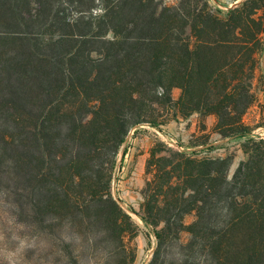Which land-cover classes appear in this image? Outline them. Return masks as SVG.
I'll return each instance as SVG.
<instances>
[{"label": "trees", "instance_id": "trees-1", "mask_svg": "<svg viewBox=\"0 0 264 264\" xmlns=\"http://www.w3.org/2000/svg\"><path fill=\"white\" fill-rule=\"evenodd\" d=\"M263 51L264 0H0V174L23 222L69 264H132L130 213L147 264H264V137L243 121ZM191 114L246 160L229 178L230 157L157 140L138 213L111 187L129 132Z\"/></svg>", "mask_w": 264, "mask_h": 264}, {"label": "rangeland", "instance_id": "rangeland-1", "mask_svg": "<svg viewBox=\"0 0 264 264\" xmlns=\"http://www.w3.org/2000/svg\"><path fill=\"white\" fill-rule=\"evenodd\" d=\"M241 0H207L208 5L212 9H217L220 13H225L229 7L234 6ZM168 4H174L177 0H164ZM254 91L256 94L255 102L249 107L243 116V121L245 124L252 128V135L254 137L262 136L264 131V51L260 55V69L257 72V77L254 80ZM180 90L174 88L172 90V97L177 99ZM169 117V115H167ZM173 123L174 120H171ZM206 122H210L214 125L215 119H206ZM163 130L168 131V127H161ZM163 137L165 133H162ZM179 138V135H176ZM214 138L217 140L218 135L216 134ZM155 141H164L162 138H154ZM203 139V137H200ZM190 140L183 139L179 141H171L170 146L176 148V145H180L186 148L188 151H193L190 145ZM195 140V139H194ZM197 140V139H196ZM147 134V129L136 128L130 131L126 142L124 144L126 152L133 150L137 152L138 150L143 151L144 149L150 148L155 142ZM243 139H236L231 141L217 142L209 146L204 152H200L199 157H230L231 163L228 170V177L230 178L237 167V165L246 160L247 154L242 149ZM149 155V154H148ZM148 158V157H147ZM121 152L118 156V164L122 163ZM119 166V165H118ZM116 166L113 181L111 184L112 191L118 195L120 192L118 188L119 181L122 179L120 177V170ZM150 177L145 173L144 181ZM9 183L5 179L2 173L0 174V264H69L67 259L63 258L60 253L56 251V246L54 244V239L49 236H40L39 230L34 228L27 223L23 222V216L18 208V198L11 191L12 188L9 187ZM142 185V187H143ZM141 187V188H142ZM141 190V189H140ZM139 190L140 206L137 204L136 200L133 199L130 203L138 213H141V202L142 197ZM119 196V195H118ZM131 219L136 227V236L133 238V245L135 246V260L132 264H147L152 256L153 249L155 247V237L150 229L146 228L142 223L139 216L135 213H130ZM194 220V213L187 214L184 217V222L186 224ZM62 235H68V232L61 233ZM186 234L183 237L186 238Z\"/></svg>", "mask_w": 264, "mask_h": 264}, {"label": "crops", "instance_id": "crops-1", "mask_svg": "<svg viewBox=\"0 0 264 264\" xmlns=\"http://www.w3.org/2000/svg\"><path fill=\"white\" fill-rule=\"evenodd\" d=\"M210 118L215 119L214 116L208 115L204 121V128L200 126V120L197 114H191L186 118L178 116L176 119H173V123L170 120L168 123L162 125V127H168V131L163 129L158 131L147 125H142L139 128L147 129V134L152 140L155 141L154 138L159 137L164 139V142H167L168 144H170L171 141L175 142L178 139L179 141L183 139H191V148L199 156L198 153L209 149L208 147L214 143L227 141L213 131V124L206 122V119ZM162 133H165L166 137H163V135H161ZM216 134L218 135L217 140L214 138ZM176 135H179V138ZM200 137H203V139H200ZM148 154L149 152L147 148L143 151L138 150L137 152L131 150L130 152H127V155L124 154L123 158H121L123 160L121 164L117 163V166L119 165L120 177L122 178L117 185V189L120 191L118 192V195L126 203L130 204L132 200L135 199L140 206L141 199L139 198V190L143 185L145 162ZM131 204L134 206V203Z\"/></svg>", "mask_w": 264, "mask_h": 264}, {"label": "built area", "instance_id": "built-area-1", "mask_svg": "<svg viewBox=\"0 0 264 264\" xmlns=\"http://www.w3.org/2000/svg\"><path fill=\"white\" fill-rule=\"evenodd\" d=\"M131 131H133V129H132ZM263 135H264V131H263ZM261 137H262V136H261ZM176 148H177V149H183V147H182V146H180V145H179V146H178V145H176ZM125 155H127V152L125 153Z\"/></svg>", "mask_w": 264, "mask_h": 264}]
</instances>
